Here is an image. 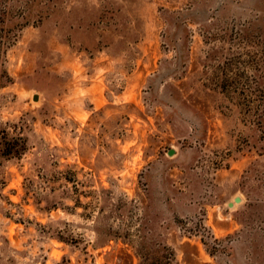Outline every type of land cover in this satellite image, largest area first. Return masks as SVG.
<instances>
[{
  "label": "rangeland",
  "instance_id": "1",
  "mask_svg": "<svg viewBox=\"0 0 264 264\" xmlns=\"http://www.w3.org/2000/svg\"><path fill=\"white\" fill-rule=\"evenodd\" d=\"M0 264H264V0H0Z\"/></svg>",
  "mask_w": 264,
  "mask_h": 264
},
{
  "label": "water",
  "instance_id": "2",
  "mask_svg": "<svg viewBox=\"0 0 264 264\" xmlns=\"http://www.w3.org/2000/svg\"><path fill=\"white\" fill-rule=\"evenodd\" d=\"M169 152L172 153L173 150L171 149V150H169ZM235 201H240V198L239 197H235ZM229 205H232V202H230Z\"/></svg>",
  "mask_w": 264,
  "mask_h": 264
}]
</instances>
